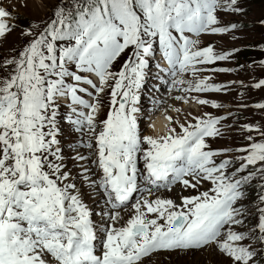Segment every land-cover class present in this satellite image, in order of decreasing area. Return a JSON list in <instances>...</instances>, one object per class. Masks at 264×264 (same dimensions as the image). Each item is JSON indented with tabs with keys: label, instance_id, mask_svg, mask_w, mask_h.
Listing matches in <instances>:
<instances>
[{
	"label": "snow or ice",
	"instance_id": "1",
	"mask_svg": "<svg viewBox=\"0 0 264 264\" xmlns=\"http://www.w3.org/2000/svg\"><path fill=\"white\" fill-rule=\"evenodd\" d=\"M29 6L0 0V41ZM50 11L0 60V264H152L197 253L217 264H264V183L254 227L243 203L246 187L264 180V129L241 125L248 143L233 149L212 147L233 129L227 115L188 113L183 122L166 116L157 135L142 136L138 127L153 61L169 92L183 93L176 101L224 107L192 93L227 90L198 74L231 72L205 66L229 61L239 49L217 52L201 46V37L235 39L241 25L222 15L244 13L241 0H59ZM252 87L264 88V79ZM253 107L264 110V103ZM62 121L90 150L75 159H91L99 174L92 179L83 166L89 191L103 199L99 224L64 163ZM177 187L195 194L179 202L162 194Z\"/></svg>",
	"mask_w": 264,
	"mask_h": 264
},
{
	"label": "rangeland",
	"instance_id": "2",
	"mask_svg": "<svg viewBox=\"0 0 264 264\" xmlns=\"http://www.w3.org/2000/svg\"><path fill=\"white\" fill-rule=\"evenodd\" d=\"M9 2H11V0H9ZM57 2H59V0H29V8L23 10L19 14L20 19L17 21L19 27L18 31L16 33L10 34L6 41H0V60H3L5 57L12 55L13 50L18 51L23 46L26 38L22 37L20 35V32L24 28L28 27V23L30 21H34L36 23L41 22L50 13L51 8ZM245 6L247 8V11L245 18H243L242 21L245 23V25H248V28L245 31L246 37L244 39L239 40L236 43H232L229 39L222 40L218 38H206V40H208L204 42L203 45H206L207 43L214 44L215 42H218L221 45L225 46L226 49H232L236 46L243 48L245 53L240 49L236 53L234 61L238 64L245 65V69L242 68L235 77L225 76L216 78L217 80L222 81L230 79V82H234L235 80L239 83L240 87L235 92L234 87L232 85H229L230 90L226 93V96L219 99L222 100L224 104L232 106V110L238 118L239 125H258L262 129H264V110H260L255 107L254 110L252 109L253 105H255L256 103H264V88L256 89L252 87L254 83L258 82L261 79H264V66L261 65V61H264V59L258 62L257 65L251 66L246 63V59L243 58V56L247 54H252L247 53L246 50H254L256 51V53L263 51L262 46L264 42V25H262L260 21L264 19V0H246ZM232 17L236 19V17ZM244 105H247V107H244ZM174 109H176V107L172 108V110ZM166 114L167 113L165 112V115ZM180 114L178 119L181 117ZM171 115L173 117V120H177L176 117L178 116V113L176 114V111V116H174L173 111L171 112ZM251 134L257 136V139H259V136L256 133ZM148 135L154 134L153 132H149ZM247 135H249V133L243 132L242 138H240L237 142L232 141L230 143H227L228 141H216L213 146H235L237 144L244 146L248 143V141L245 139ZM177 189L175 193L179 192V194L182 195L191 194L190 192H181V190ZM166 194V196L169 198L173 196V194H168V192H166ZM86 197L89 201L91 200L86 195L84 196V203L89 207L91 211L98 210V214L100 216V211L104 207V204L98 202L97 205L94 201V203L92 202L93 204H89L88 202H86ZM209 261H212V264H217L218 258L212 257L207 253H197L192 257L177 258L174 256L172 257L171 262L166 257H159L155 258L152 264H209Z\"/></svg>",
	"mask_w": 264,
	"mask_h": 264
},
{
	"label": "bare ground",
	"instance_id": "3",
	"mask_svg": "<svg viewBox=\"0 0 264 264\" xmlns=\"http://www.w3.org/2000/svg\"><path fill=\"white\" fill-rule=\"evenodd\" d=\"M209 39V38H208ZM151 122L153 123V125L155 126V130L154 131H159V132H163L164 130H165V118H164V116H162L161 114H158V115H156L155 117H153L152 119H151ZM150 132H153V131H150ZM153 134L154 135H156V133H154L153 132ZM178 190V189H177ZM174 192H176V190L174 191ZM84 196H86L85 194H84ZM86 202H88L89 204L90 203H92L93 201L92 200H88V198L86 197ZM94 203V202H93ZM92 203V204H93ZM125 215H127V214H125Z\"/></svg>",
	"mask_w": 264,
	"mask_h": 264
},
{
	"label": "trees",
	"instance_id": "4",
	"mask_svg": "<svg viewBox=\"0 0 264 264\" xmlns=\"http://www.w3.org/2000/svg\"><path fill=\"white\" fill-rule=\"evenodd\" d=\"M262 48H263V51H261V52H259V53H256V51H252V50H246L247 51V53H252V54H247V55H245V56H243V58H245L246 60V63H248V64H256L257 62H259V61H261L262 60V58L264 57V44H263V46H262ZM241 51L242 52H244V50L243 49H241ZM245 53V52H244ZM249 55V56H248ZM247 56H248V58H247ZM252 66H254V65H252ZM257 104V103H256Z\"/></svg>",
	"mask_w": 264,
	"mask_h": 264
}]
</instances>
